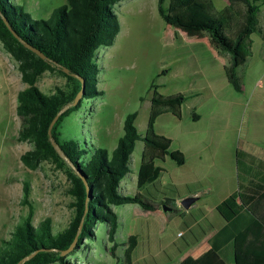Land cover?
I'll use <instances>...</instances> for the list:
<instances>
[{"label":"rangeland","instance_id":"374dc122","mask_svg":"<svg viewBox=\"0 0 264 264\" xmlns=\"http://www.w3.org/2000/svg\"><path fill=\"white\" fill-rule=\"evenodd\" d=\"M34 20H47L65 0H14ZM214 15L235 24L229 17L227 0H215ZM121 31L111 47L101 48L96 57L99 66L96 96L85 99L81 109L68 118L64 133H74L85 143L107 149L110 153L124 135V123L137 113L136 127L142 136L149 128L156 140L173 141L172 150H184L185 166L171 158L158 163L165 168L159 181L147 186L146 196L159 210L145 212L137 204L114 207L119 215L117 258L109 252L107 224L94 228V237L69 257L72 264H127V240L135 236L138 247L134 264H155L169 240L185 233L187 224H208L203 215L210 204L223 198L220 188L233 180L241 189L249 175L258 178L264 164V44L254 34V57L248 65L238 66L243 90L231 83L228 55L220 56L209 43L206 32L196 26L195 18L186 15L189 29L169 28L158 11V0H122L114 7ZM264 31V5L259 14ZM228 58V59H227ZM67 79L59 72H46L37 83L45 94L65 87ZM28 88L23 82L19 63L0 42V241L8 240L15 228L30 216L23 203L24 184H30L32 224L51 219L54 231L68 227L74 217L71 183L65 168L45 163L37 170L27 169L21 157L33 149L31 143L18 142L22 122L17 115L18 94ZM168 109L153 116L158 100L171 101ZM157 102H154L156 101ZM194 114L200 117L195 121ZM144 143L138 141L130 161V173L121 182L120 192L134 196L138 192V170L142 163ZM246 151L239 163L237 151ZM240 169L238 170V168ZM184 182L175 188L172 180ZM203 179V181H202ZM201 181V182H200ZM241 184V185H240ZM200 190V200L189 210L176 204ZM171 201L172 205L166 201ZM264 206V196L259 199ZM165 202V203H164ZM181 203V201H180ZM168 204V206H167ZM168 211H166V209ZM252 212H259L256 205ZM194 217V218H192ZM183 241V240H179Z\"/></svg>","mask_w":264,"mask_h":264},{"label":"trees","instance_id":"16d2710c","mask_svg":"<svg viewBox=\"0 0 264 264\" xmlns=\"http://www.w3.org/2000/svg\"><path fill=\"white\" fill-rule=\"evenodd\" d=\"M120 1L65 0V5L55 10L51 18L34 20L14 0H0V9L14 31L46 57L42 59L25 48L0 16V42L19 63L22 80L28 86L18 94L17 115L22 122L18 142L31 143L33 149L22 155L21 161L29 170H37L45 163L65 168L71 183L69 194L74 199L72 206L75 212L68 227L62 231H54L51 219L34 226L30 184L25 183L23 203L30 207V216L15 228L10 239L0 241V264H72L69 257L82 248L85 240L94 237V228L99 223L107 224L109 252L117 258L120 222L114 207L137 204L145 212L158 211L159 206L146 196L147 186L159 181L165 171L158 163L171 158L178 166L186 164L185 154L172 150L171 139L162 137L156 140L152 128L148 129L146 136L139 133L137 113L126 117L124 135L111 153L85 143L84 138L77 134L64 133L66 120L81 109L85 99H93L98 94L100 69L95 60L98 51L113 46L120 34V21L114 11ZM228 2L234 13L233 27L226 19L219 20L214 15L213 0H158V11L165 24L176 30L189 29L191 26L185 17L187 14L193 16L196 26L209 36L210 46L220 56L230 57L231 83L241 92L243 83L238 66L247 58L246 40L258 33L264 44V31L259 19L264 0ZM64 69L70 73L66 74ZM49 71L63 75L67 85L47 95L37 87V83ZM74 75L85 80V94L77 106L63 111L75 102L82 90V82ZM158 101L154 105L153 116L168 109L169 102L178 104L184 99ZM194 119L198 121L200 117L194 114ZM138 141L144 143L138 170V192L134 196H124L120 192L121 182L130 173V161ZM259 196L258 193L247 195L240 190L217 207L226 224L210 241L212 252L201 264H264V206L258 200ZM166 202H170L171 207L172 202ZM254 203L260 211L258 216L249 209ZM77 237L74 251L63 256ZM125 246L126 263L132 264L133 253L138 247L137 238L129 237Z\"/></svg>","mask_w":264,"mask_h":264},{"label":"crops","instance_id":"0c3cea01","mask_svg":"<svg viewBox=\"0 0 264 264\" xmlns=\"http://www.w3.org/2000/svg\"><path fill=\"white\" fill-rule=\"evenodd\" d=\"M213 2H214V11H215L216 10L215 0H213ZM227 3H228L227 6L229 10V17L231 21H234V17H233L234 13L230 9L228 0H227ZM253 38H256L254 37V34H252L251 36L247 38L246 40V44L248 48L247 58H246V61L240 62L239 66L246 67V65H248V68H252L251 63L249 62V58L254 57L253 48L257 42V40L256 39L254 40ZM259 38H260L259 39L260 50L258 52V55L259 57H261V48L263 46L262 44L263 40L261 36ZM260 62L264 64V56ZM228 63L230 66V58L228 59ZM182 152L185 154L184 150H182ZM240 155H242L246 159L249 158L250 156L249 153H247L246 151H241V150L237 151L236 158H237L238 163H239ZM186 164H187V161H186ZM261 167L262 169L259 173L258 178L256 179L248 175L247 178L245 179L244 184L243 185L240 184L242 186L241 189L236 185L235 181L233 180L234 179L233 176L230 182H227V181L224 182L222 186L225 188H220V193L224 195L223 198H221V200L219 201L212 202V204H210V210L207 211V214L203 215L204 216L203 218L207 220L208 224H205L203 226H198L197 223L191 224L190 226H188L187 224L186 232L183 234L179 233L177 235V240L173 239V240H169L166 242V247L165 249L162 250L160 259H158L155 264H201L204 258H206L212 252L210 241L215 237L218 231L221 228H223L226 224V222L218 214L217 207L222 202H224L227 198H229L231 195L237 193L240 190L244 194H247V195L258 193L260 195L258 200L261 198V196H264V164L261 165ZM239 169L240 167L238 168V170ZM183 183L184 182H182L180 179L174 178L172 180L171 185L177 188V187H181L182 185H184ZM188 197H197L198 200H200V197H201L200 190L190 192L187 198ZM180 201L182 202L183 200H178L176 204L181 205ZM196 202L193 204V206L196 204ZM254 205H256V203L252 204L249 207L251 212H252V207ZM252 214H254L255 216H258L260 214V211L257 213L252 212ZM179 240H183V241H179ZM228 256L231 257L230 253H228ZM132 264L134 263L132 262Z\"/></svg>","mask_w":264,"mask_h":264},{"label":"water","instance_id":"95a60500","mask_svg":"<svg viewBox=\"0 0 264 264\" xmlns=\"http://www.w3.org/2000/svg\"><path fill=\"white\" fill-rule=\"evenodd\" d=\"M0 16H1V18L3 19L4 24H5V25L7 26V28L11 31V33L14 35V37H15L20 43H22V44L25 46V48H27L28 50H30V51H32L33 53L37 54V55L40 56L42 59H46V57H45V56H44V55H43L38 49H36V48L33 47L32 45H30L28 42H26L24 39H22V38H21V37H20V36L14 31V29H13L12 26L10 25L9 21L7 20V18L3 15L1 9H0ZM64 72H65L66 74H69V73H70L69 70H67V69H64ZM74 76H75L76 78H78V79L82 82V90H81V92L78 94V96H77L75 102H74L72 105L66 107L63 111L67 110L68 108H70V107H72V106H77L78 103L80 102V100L82 99V97H83L84 94H85V90H86V83H85V80H84V79H81L80 77H78V76H76V75H74ZM57 119H58V117L55 119L54 123L52 124V126H51V130H52V128H53L55 122L57 121ZM51 130H50V133H51ZM56 148H57V150L60 152L59 147L56 146ZM61 155H62V154H61ZM88 194L90 195V190H89V189H88ZM197 200H198L197 197H188V198H185V199L181 202V205H182V207H183L185 210H189ZM165 209H166V211H168L167 208H165ZM77 242H78V237L75 239V241H74L73 245L71 246V248H70L69 250L63 252L62 255H63V256H67V255L71 254V253L74 251V249H75V247H76V245H77Z\"/></svg>","mask_w":264,"mask_h":264},{"label":"built area","instance_id":"2783aa9c","mask_svg":"<svg viewBox=\"0 0 264 264\" xmlns=\"http://www.w3.org/2000/svg\"><path fill=\"white\" fill-rule=\"evenodd\" d=\"M181 236V235H180Z\"/></svg>","mask_w":264,"mask_h":264}]
</instances>
